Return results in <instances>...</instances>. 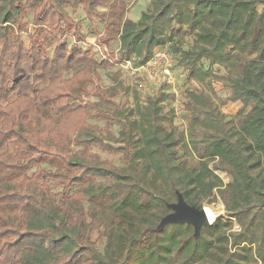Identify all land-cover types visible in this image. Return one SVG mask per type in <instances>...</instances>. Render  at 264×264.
Segmentation results:
<instances>
[{"label":"trees","instance_id":"obj_1","mask_svg":"<svg viewBox=\"0 0 264 264\" xmlns=\"http://www.w3.org/2000/svg\"><path fill=\"white\" fill-rule=\"evenodd\" d=\"M110 2L0 0V264H77L81 258L105 264L89 240L88 229L83 228L84 215L71 200L91 204V217L104 225H109L113 216L129 218L125 199H115V184L126 186L127 194L134 195L130 204L138 209H142L138 191L149 205L167 209V202L148 190L149 180L161 183L173 196L176 190L181 192L184 200L196 207L216 190L228 215L238 220L249 209L264 207V0H152L137 22L122 17L124 7H118L102 26L104 30L113 22L118 29L117 35L107 33L102 45L119 40V59L142 65L156 48L181 35L185 24L193 43L190 47L182 46L181 41L170 44L175 65L183 64L188 79L200 84L210 79L200 60L225 69L229 101L241 105L237 122H226L206 91L190 92L186 98L192 130L201 131L199 141L190 140V150L199 159L195 166L177 156V139L165 130L167 117L161 112V97L145 98L138 106L139 118L127 119L124 146L115 148L86 122L90 109L106 115L99 110L101 103L108 102L104 94L97 88L98 103H76L90 83L93 68L107 66L108 61L98 64L90 50L76 46L83 37L74 14L81 9L90 24L93 20L102 22L103 14L97 8ZM256 4L263 6L261 12ZM28 14L36 29L32 34L23 20ZM38 31L54 39L51 56ZM22 34L28 37L27 45ZM66 37L72 38L70 45ZM72 146L84 150L73 151ZM92 147L123 151L130 172L109 167L96 156L92 163L87 156ZM47 161L59 163L63 169L52 172L40 168ZM212 161L229 175L228 184L208 169L207 162ZM97 179H109L113 185L95 187L92 183ZM37 181L61 185L74 224L44 196ZM74 187L78 190L68 196ZM104 196L109 202L99 205L97 200ZM13 206L27 207L31 212L20 220L16 211L4 210ZM159 220V215L144 224L129 220L132 233L125 235L117 264H173L175 260L196 264L209 253L210 242H203L202 237L194 239L191 226L168 225L152 233ZM230 226L228 220L216 219L201 234L205 230L214 234ZM222 238L228 244V238ZM253 243L241 240L233 246L248 249L256 260L260 255H256ZM258 260L264 261V256ZM224 264L233 263L225 260Z\"/></svg>","mask_w":264,"mask_h":264},{"label":"rangeland","instance_id":"obj_2","mask_svg":"<svg viewBox=\"0 0 264 264\" xmlns=\"http://www.w3.org/2000/svg\"><path fill=\"white\" fill-rule=\"evenodd\" d=\"M152 0H111L107 6L97 8L98 12H101L103 16L101 21H93L91 24L83 25L84 19L81 9L74 14L77 21H80L81 30L80 37H83V42L76 46L83 50H90L95 61L100 64L102 58L93 51L94 47L91 44L98 45L102 43L101 39L105 37L107 33L118 34L117 25L113 22L108 23L106 28L102 30V25L106 19L113 14V10L118 7H124L122 17H126L128 14L130 17L141 16L142 12L149 10ZM256 10L261 12L263 6L260 4L255 5ZM70 15L72 12L67 9ZM23 20L28 23V34H32L36 29L31 24L30 15L23 16ZM102 23V24H101ZM101 24V27L99 26ZM187 26L183 24L182 33L179 36H174L172 43L180 42L182 46L190 47L193 43V36L188 33ZM39 39L44 43L47 48L48 56H51L54 48V39L45 31H38ZM94 35L96 39L94 40ZM22 41L25 45L28 44L27 35H21ZM87 39V41H85ZM13 40V38H12ZM76 40L79 38L76 36ZM65 42L68 45L72 43V38L66 37ZM170 44L160 47L159 49H165L172 58V72L174 83L163 89H152L148 86L146 91H138L136 87L137 81H139L137 75H133L128 69H124L115 62L119 60V40H115L108 45H104L107 50V55L111 62L108 65L102 67H95L91 71L90 83L85 87V92L81 94V99L76 101L77 104L84 106V104H96L98 103V96L96 89L102 92L108 102L101 103L99 110L106 115H99L94 113V110L90 109V116L86 118V122L93 128L95 133L104 139V142L112 147L124 146V133L125 127H127L128 120L133 118L138 119V106H142L145 98L157 96L162 98L161 112L167 117L165 122V130L173 134L176 137V151L177 156L184 158L189 165H197L199 159L196 155H193L190 150V140H200L201 131L199 128L192 130V122L189 118V113L186 110V98L190 92L206 91L209 93L210 100L214 106L225 116V121H238V111L241 108L240 103L230 102V93L224 86L226 71L223 67L217 64H210L205 60H200L199 65L205 72L209 74L208 80L200 84L194 80H189L187 77V70L183 64L176 66V62L170 52ZM249 55H244V58H250ZM209 87L213 90L210 92ZM122 111V115L118 116L116 109ZM140 110V109H139ZM46 115H50V112H44ZM114 115H116L114 117ZM114 117V120L110 119ZM197 117L202 118L198 112ZM135 144L139 145V138L135 137ZM73 151H83L84 147L72 146ZM90 161H95L94 156L101 162H105L107 166L113 167L119 171L129 173L128 163L123 151H114L108 148L92 147L87 155ZM208 169L217 176L221 182L225 185L230 182L229 175L221 168L217 166L216 161L207 162ZM40 168L49 171H61L63 167L59 163L47 161L40 165ZM36 184L42 189L43 194L47 198H51L54 204L60 208L66 215L69 224H74L75 217L72 214L68 203H65V199L61 195L62 187L53 181H37ZM95 187L102 184H112L111 180L97 179L92 183ZM147 188L153 192L154 196L159 197L167 203L175 202V196L171 195L161 183L156 182L152 184L151 180L147 182ZM78 190V187H74L68 194L71 196ZM115 199H125L127 215L123 217L113 216V220L109 225H104L100 219H93L91 212L93 206L89 203L79 202L71 200V205L79 209L84 215L83 228L89 231V240L92 244H95V249L98 252L100 258H102L105 264H117L120 261V254L125 242V235L132 233V227L130 226V219H135L139 224H144L147 219H154L155 215H159V218L166 215L169 210H163L159 206H152L148 204L147 197L142 193H137L139 197L138 204L142 209L133 207L130 202L134 195H128L127 188L124 184L114 185ZM110 198L104 196L97 200L99 205H105L109 202ZM199 208L204 209L205 214L210 223H213L217 218L228 220L231 223L229 228H222L214 234H210L208 231H203L198 237H202L203 242H210L211 249L209 253L202 256V259L196 264H224L225 260L231 261L233 264H264V261L258 260L264 256V207L259 209H249L247 212L240 215V219H234L230 217L226 211L224 200L220 193L216 190L212 191L209 199L201 200ZM5 211H16L19 219L21 220L31 212L29 208H17L15 206L4 209ZM145 216L144 218H142ZM229 229V230H227ZM228 238V244L225 243L222 237ZM197 237V238H198ZM147 238V236H146ZM218 238H221L218 242ZM241 240L253 241L252 248L255 249L257 256L256 260L252 259L251 254L243 249H238L233 246V242L239 243ZM231 243V244H230ZM178 260H175L173 264H181ZM77 264H98L88 258H81Z\"/></svg>","mask_w":264,"mask_h":264},{"label":"built area","instance_id":"obj_3","mask_svg":"<svg viewBox=\"0 0 264 264\" xmlns=\"http://www.w3.org/2000/svg\"><path fill=\"white\" fill-rule=\"evenodd\" d=\"M91 45L97 47L92 49L97 52L102 60L111 62L104 45L99 43L98 45ZM115 64L128 69L133 75L138 76L139 81H137L136 87L140 92L146 91L148 86L153 87L152 89H163L174 83L172 58L165 49L156 48L149 60L142 65H135L132 59H119Z\"/></svg>","mask_w":264,"mask_h":264},{"label":"water","instance_id":"obj_4","mask_svg":"<svg viewBox=\"0 0 264 264\" xmlns=\"http://www.w3.org/2000/svg\"><path fill=\"white\" fill-rule=\"evenodd\" d=\"M174 195L176 199L175 202L165 204L169 212L160 218L156 227L151 231L152 233H158L168 225L184 224L192 227L193 238L196 239L203 228H208L212 226L213 223L209 222L204 209L189 205L184 200L181 192L176 190ZM217 218L218 217H216V219Z\"/></svg>","mask_w":264,"mask_h":264},{"label":"crops","instance_id":"obj_5","mask_svg":"<svg viewBox=\"0 0 264 264\" xmlns=\"http://www.w3.org/2000/svg\"><path fill=\"white\" fill-rule=\"evenodd\" d=\"M74 18L76 19V17L74 16ZM125 18H127V19H129V20H131V21H133V22H137L138 20H139V16H137V17H130L129 16V14L125 17ZM76 22H78L77 20H75ZM93 21H97V20H93ZM83 23V25H86L87 23L88 24H90V22H88V21H83L82 22ZM102 24V23H101ZM101 24H99V26L101 27ZM103 26V25H102ZM92 36H94V35H92ZM96 39V37L94 36V40ZM85 41H87V39H85Z\"/></svg>","mask_w":264,"mask_h":264}]
</instances>
